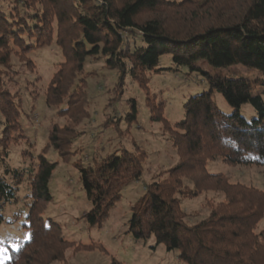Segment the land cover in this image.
Listing matches in <instances>:
<instances>
[{
  "label": "trees",
  "instance_id": "trees-1",
  "mask_svg": "<svg viewBox=\"0 0 264 264\" xmlns=\"http://www.w3.org/2000/svg\"><path fill=\"white\" fill-rule=\"evenodd\" d=\"M6 1L9 13L0 0V66L9 63L12 45L20 47L26 40L35 42L34 48L59 45L66 59L47 88L46 105H65L62 111L72 110L76 117L86 94L82 76L87 58H107L106 65L119 72L120 86L128 74L141 83L147 74L161 72L157 67L164 55L191 71H199L198 61H207L216 68L242 65L264 75V0H38L43 7L28 16H22L21 10H34L30 0ZM208 81L209 91L189 99L185 118L172 135L179 162L166 179L145 187V195L132 208L128 233L137 241L153 237L168 251L178 250L186 264H264V230L256 231L264 218V191L207 171L208 164L217 160L231 166L264 167V100L254 94L249 81L222 76H209ZM215 91L232 107L231 115L214 104ZM244 104H250L258 118L245 119ZM150 109L152 121L163 122L170 130L169 121L155 116L154 107ZM0 111L4 118L0 168L5 173L0 177V224L6 204L16 199L20 185L27 177L31 184L24 225L30 240L12 251L6 264L65 262L71 243L56 223L42 217L52 199L48 186L57 167L45 153L53 148L67 157L78 135L70 126L53 127L37 167L12 169L8 160L12 138L22 131V113L16 99L1 88ZM137 113L136 102L131 101L128 119L135 120ZM144 162V154L136 150L108 156L94 167L77 166L92 206L85 214L90 226H102L124 188L142 178ZM205 192L223 194L225 201L207 203L208 217L189 225L180 198ZM111 264L125 263L112 258Z\"/></svg>",
  "mask_w": 264,
  "mask_h": 264
},
{
  "label": "rangeland",
  "instance_id": "rangeland-1",
  "mask_svg": "<svg viewBox=\"0 0 264 264\" xmlns=\"http://www.w3.org/2000/svg\"><path fill=\"white\" fill-rule=\"evenodd\" d=\"M30 2L35 6L34 10L22 9V16L35 15V11L43 7L38 0ZM3 9L7 13L11 9L6 0ZM25 43L20 47L12 45L9 63L0 66V88L16 99L22 113V131L12 138L14 143L8 166L20 170L36 168L38 156L49 143V133L55 126H70L78 135L67 157H61L53 148L45 153L47 160L56 163L57 167L48 186L52 199L42 217L56 223L65 239L71 243L65 254V262L54 264H111L112 258L125 264H186L179 259L178 250L168 251L166 246L157 245L153 237L147 241H137L128 233L132 208L145 195L147 185L166 179L170 169L179 162L172 135L176 131V124L185 118L184 106L189 99L209 91L208 77L222 76L249 81L254 94L261 95L264 100V75L242 65L216 68L207 61H198L196 66L199 71H191L188 67H177L171 55H164L157 67L161 72L147 74L141 83L128 74L120 86L119 72L106 65L107 58H87L82 76L86 79V94L76 114L81 117H76L72 110L66 113L62 111L67 109L65 105L57 108L46 105L47 88L65 63L62 48L55 43L37 45V48H34L36 44L31 40ZM138 44L143 45L141 39H138ZM212 99L222 113H233L232 107L217 91ZM131 101L137 105L135 120L128 119ZM150 107H154L155 116H163L169 121L170 130L166 129L163 122L152 121ZM241 115L248 121L258 118L250 104L242 106ZM72 116L77 122L70 119ZM3 121L0 111V122ZM2 147L3 144L0 157L4 155ZM136 150L145 156L142 178L124 188L121 200L101 227L90 226L85 214L92 206L77 166L94 167L108 156L120 155L123 151L134 153ZM207 171L210 174H222L231 183L264 191L262 166H231L217 160L208 164ZM3 175L5 173L0 168V177ZM184 183L190 189L193 188L187 179ZM30 197L31 184L27 177L20 185L16 199L7 203L2 212L0 264H6L11 252L30 240V230L24 226L31 204ZM180 199L182 210L187 215L185 221L189 225H195L208 217L210 210L207 203L225 201L223 194L214 192ZM263 230L264 218L256 231L259 233Z\"/></svg>",
  "mask_w": 264,
  "mask_h": 264
}]
</instances>
